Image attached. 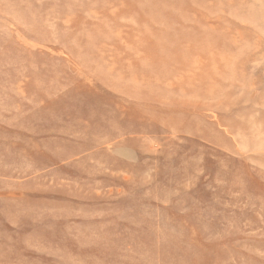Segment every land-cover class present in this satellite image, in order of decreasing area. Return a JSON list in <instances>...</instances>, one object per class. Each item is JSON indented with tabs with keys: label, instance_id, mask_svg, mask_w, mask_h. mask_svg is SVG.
<instances>
[{
	"label": "rangeland",
	"instance_id": "1",
	"mask_svg": "<svg viewBox=\"0 0 264 264\" xmlns=\"http://www.w3.org/2000/svg\"><path fill=\"white\" fill-rule=\"evenodd\" d=\"M0 264H264V0H0Z\"/></svg>",
	"mask_w": 264,
	"mask_h": 264
}]
</instances>
